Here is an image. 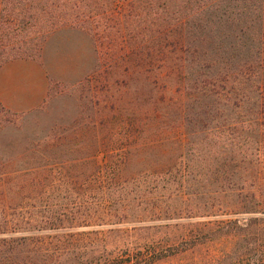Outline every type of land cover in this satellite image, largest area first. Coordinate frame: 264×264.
I'll use <instances>...</instances> for the list:
<instances>
[{"label": "rangeland", "instance_id": "374dc122", "mask_svg": "<svg viewBox=\"0 0 264 264\" xmlns=\"http://www.w3.org/2000/svg\"><path fill=\"white\" fill-rule=\"evenodd\" d=\"M182 5L79 0L22 55L51 88L36 110L0 105V173L19 175H0V262L87 264L155 244L154 264H200L214 239L255 235L231 246L264 255L261 27L192 44Z\"/></svg>", "mask_w": 264, "mask_h": 264}, {"label": "trees", "instance_id": "16d2710c", "mask_svg": "<svg viewBox=\"0 0 264 264\" xmlns=\"http://www.w3.org/2000/svg\"><path fill=\"white\" fill-rule=\"evenodd\" d=\"M78 2L79 0H0V66L9 57H23V54L26 55L34 46H39L51 33L61 28L71 17L72 11L69 6L71 4L76 6ZM182 3V7L185 9L186 24H195L200 30L199 34L195 38L193 37L192 44L201 42L203 39L208 41L209 39L216 40L219 37L221 39L230 37L231 34H234L236 38L242 37L235 30L237 29L236 22L243 20L250 22L249 28L252 27L254 21H257L261 27L258 47L264 45V0H184V2L182 0ZM219 8L222 9L220 15L217 14ZM229 26L231 33L226 32V30L228 31L226 27L229 28ZM204 29L207 31L204 32ZM255 34L251 33L252 37H255ZM186 38H191V36H185V41L191 46L192 44ZM194 48L196 47L194 46ZM249 64L254 63L250 62ZM252 67L254 66L250 68ZM53 147V144H47L43 146L42 150H52L54 155L55 148L53 149ZM42 158L48 161V166L53 157L46 154ZM7 163L9 162L4 165ZM0 175L10 181L19 177L12 172H4ZM12 188L5 189L7 195L12 193L14 190ZM0 192V195L3 196V190ZM254 196L258 197L257 194ZM6 240L2 239L4 246ZM214 240L210 239L209 242H214L207 248L200 264H264V255L254 256L257 253L252 251L244 254L236 253L233 249L234 245H238L243 240L249 241V245H259L258 242L261 239L257 235L248 239L239 237L233 240L232 237H229ZM261 245L264 246V239H262ZM40 256L42 257L41 264H46L44 259L47 257L46 254ZM164 256L166 253L163 248L149 244L140 249H125L115 255H101L98 259L87 264H154ZM0 264L12 263L7 260V263L0 262ZM25 264H30V262Z\"/></svg>", "mask_w": 264, "mask_h": 264}, {"label": "crops", "instance_id": "0c3cea01", "mask_svg": "<svg viewBox=\"0 0 264 264\" xmlns=\"http://www.w3.org/2000/svg\"><path fill=\"white\" fill-rule=\"evenodd\" d=\"M50 88V77L36 58H13L0 66V104L10 112L38 109L47 100Z\"/></svg>", "mask_w": 264, "mask_h": 264}]
</instances>
